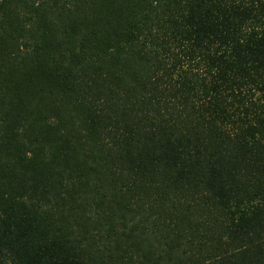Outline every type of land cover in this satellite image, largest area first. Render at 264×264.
<instances>
[{"label": "trees", "instance_id": "obj_1", "mask_svg": "<svg viewBox=\"0 0 264 264\" xmlns=\"http://www.w3.org/2000/svg\"><path fill=\"white\" fill-rule=\"evenodd\" d=\"M0 264H264V0H0Z\"/></svg>", "mask_w": 264, "mask_h": 264}]
</instances>
